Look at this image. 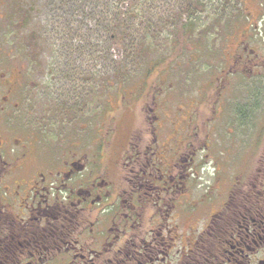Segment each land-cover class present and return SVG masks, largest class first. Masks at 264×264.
<instances>
[{
    "label": "flooded vegetation",
    "instance_id": "obj_1",
    "mask_svg": "<svg viewBox=\"0 0 264 264\" xmlns=\"http://www.w3.org/2000/svg\"><path fill=\"white\" fill-rule=\"evenodd\" d=\"M202 2L193 9L203 16ZM238 2L246 17L227 21L243 31L204 73L200 112L192 118L160 82L140 83L130 95L146 103L120 135L109 72L82 93L71 70L43 88L0 38V264H264V5ZM210 149L229 154L211 166L217 179ZM242 152L250 171L224 178Z\"/></svg>",
    "mask_w": 264,
    "mask_h": 264
},
{
    "label": "rangeland",
    "instance_id": "obj_2",
    "mask_svg": "<svg viewBox=\"0 0 264 264\" xmlns=\"http://www.w3.org/2000/svg\"><path fill=\"white\" fill-rule=\"evenodd\" d=\"M238 1L203 0L206 7L202 16L195 14L194 0H0V38L4 48H14L17 65L33 63L38 83L43 88L50 80L71 70L66 76L82 84V93L85 87L90 88L93 79L101 78L104 86L105 74L109 72L113 99L110 124L114 135L115 132L120 135L133 126L137 105L138 116L146 103L143 100L146 96H135L139 92L135 88L140 83L160 82V92L177 94L176 97L168 94L166 98L188 106L192 118L200 112L204 73L215 71V67L226 60L223 52L227 40L233 35L238 39L243 31L245 22L227 21L246 17L248 10ZM261 2L264 5V0ZM200 16L202 23L192 18ZM261 16L264 18V6ZM187 21L193 25L188 26ZM51 22L57 27L60 23L64 26L63 35L50 31ZM192 28L197 36L204 35L203 39L198 36L202 42L181 37L184 30ZM109 33L117 39L114 46L108 45ZM205 37L208 38L205 40ZM93 44L95 54H92ZM62 47H68L69 51L59 57ZM42 104L40 100L39 108ZM48 110L49 106L44 112ZM43 124L44 130L55 129L46 121ZM201 139L199 133L192 142L197 144ZM209 156L208 176L217 179L218 174L214 175L211 166L227 160L229 154L210 149ZM232 158L237 160L235 156ZM249 158V154L242 152L238 164L222 176L228 179L235 173L234 177L241 178L250 171L246 164ZM257 159L259 163V155ZM196 171L200 173L199 168ZM252 172L256 177L258 167ZM210 181L203 177L201 183Z\"/></svg>",
    "mask_w": 264,
    "mask_h": 264
},
{
    "label": "trees",
    "instance_id": "obj_3",
    "mask_svg": "<svg viewBox=\"0 0 264 264\" xmlns=\"http://www.w3.org/2000/svg\"><path fill=\"white\" fill-rule=\"evenodd\" d=\"M113 26H114V25H113ZM113 28H114V27H113ZM116 42H117L116 37H113V43L116 44Z\"/></svg>",
    "mask_w": 264,
    "mask_h": 264
},
{
    "label": "water",
    "instance_id": "obj_4",
    "mask_svg": "<svg viewBox=\"0 0 264 264\" xmlns=\"http://www.w3.org/2000/svg\"><path fill=\"white\" fill-rule=\"evenodd\" d=\"M116 51H117V55L120 56V53H119L120 50L116 48Z\"/></svg>",
    "mask_w": 264,
    "mask_h": 264
}]
</instances>
